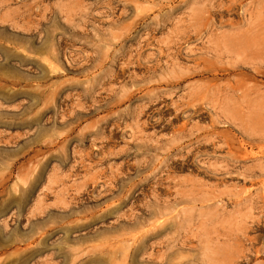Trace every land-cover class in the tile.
I'll return each instance as SVG.
<instances>
[{"label":"rangeland","instance_id":"374dc122","mask_svg":"<svg viewBox=\"0 0 264 264\" xmlns=\"http://www.w3.org/2000/svg\"><path fill=\"white\" fill-rule=\"evenodd\" d=\"M36 180L0 264H264V0H0V199Z\"/></svg>","mask_w":264,"mask_h":264},{"label":"crops","instance_id":"0c3cea01","mask_svg":"<svg viewBox=\"0 0 264 264\" xmlns=\"http://www.w3.org/2000/svg\"><path fill=\"white\" fill-rule=\"evenodd\" d=\"M47 172V171H42ZM41 179V177H40ZM33 184V185H32ZM45 187V181L43 180H36L31 182V184L26 187L25 189H27V191L25 193H23L18 200L16 201H9V200H1L0 199V204L2 205H15L17 204L20 210H23L27 205H36V204H40L41 201L43 200V196H41V193L39 192V190L41 188ZM39 231V230H36ZM37 234V233H36ZM38 235V234H37Z\"/></svg>","mask_w":264,"mask_h":264},{"label":"bare ground","instance_id":"6f19581e","mask_svg":"<svg viewBox=\"0 0 264 264\" xmlns=\"http://www.w3.org/2000/svg\"><path fill=\"white\" fill-rule=\"evenodd\" d=\"M18 18H19V17H18ZM179 33H180V32H179ZM169 42H170V41H169ZM168 45H169V44H168ZM175 48H176V46H175ZM171 49H172V47H171ZM191 50H192V49H191ZM214 50H216V49H214ZM212 51H213V48H212ZM217 51H218V50H217ZM176 52H177V51H176ZM219 52H220V51H219ZM218 55H222V54H219V53H218ZM218 55H217V56H218ZM148 58H149V56H148ZM138 59H139V58H138ZM153 65H154V64H153ZM171 65H172V64H171ZM140 66H142V65H140ZM172 66H173V65H172ZM172 66H171V67H172ZM171 67H169V68H171ZM164 69H166V67H165ZM157 70H158V69H157ZM166 71H167V70H166ZM173 72H174V71H173ZM173 72H172V73H173ZM181 76H182V75H181ZM176 78H177V77H176ZM169 82H170V81H169ZM171 82L173 83V80H172ZM175 82H176V81H175ZM177 83H178V82H177ZM129 92H130V91H129ZM125 93H127V92H125ZM133 93H134V92H133ZM129 94H130V93H129ZM131 94H132V91H131ZM131 94H130V95H131ZM130 95H129V96H130ZM133 95H134V94H133ZM127 96H128V95H127ZM129 96H128V98H129ZM126 98H127V97H126ZM128 98H127V99H128ZM129 99H130V98H129ZM133 116H134V115H133ZM138 126H139V125H138ZM142 145H143V144H142ZM139 146H140V145H139ZM177 146H178V145H177ZM145 147H146V146H145ZM39 178H40V177H39ZM39 178H38V179H39ZM32 185H33V184H32Z\"/></svg>","mask_w":264,"mask_h":264}]
</instances>
